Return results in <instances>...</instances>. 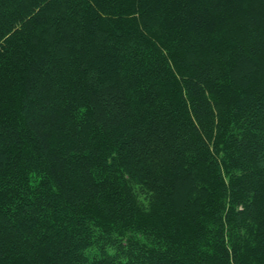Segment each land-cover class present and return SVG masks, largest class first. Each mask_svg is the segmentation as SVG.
<instances>
[{"label":"trees","instance_id":"1","mask_svg":"<svg viewBox=\"0 0 264 264\" xmlns=\"http://www.w3.org/2000/svg\"><path fill=\"white\" fill-rule=\"evenodd\" d=\"M0 264H264V0H0Z\"/></svg>","mask_w":264,"mask_h":264}]
</instances>
